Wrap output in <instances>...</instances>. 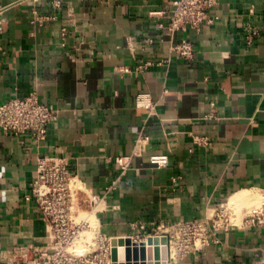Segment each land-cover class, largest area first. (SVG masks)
I'll return each instance as SVG.
<instances>
[{
    "label": "crops",
    "instance_id": "crops-1",
    "mask_svg": "<svg viewBox=\"0 0 264 264\" xmlns=\"http://www.w3.org/2000/svg\"><path fill=\"white\" fill-rule=\"evenodd\" d=\"M169 2L0 0V103L34 92L59 111L39 145L0 130V264L12 247L44 240L40 212L24 197L38 153L67 157L87 192L104 196L108 235L135 220L203 219L231 207L235 226L196 262L165 249L158 264H264V226L243 224L264 196V0H218L213 23L173 34L168 18L152 14ZM33 10L52 18L34 23ZM248 26L259 30L250 45ZM182 39L194 46L191 60L171 50ZM118 156H130L125 170Z\"/></svg>",
    "mask_w": 264,
    "mask_h": 264
},
{
    "label": "built area",
    "instance_id": "built-area-1",
    "mask_svg": "<svg viewBox=\"0 0 264 264\" xmlns=\"http://www.w3.org/2000/svg\"><path fill=\"white\" fill-rule=\"evenodd\" d=\"M217 3L218 0H171L165 8L155 10L152 14L168 18L165 29L170 34L187 28L199 33L205 24L213 23L215 16L211 11ZM55 6H59V2ZM51 18V15L33 10L34 23L41 24ZM258 33L255 26H248L246 43L252 44ZM171 50L185 60H191L195 54L193 44L186 39L173 43ZM122 70L128 71L127 68ZM58 114L56 108L41 102L34 92L23 97L13 96L0 103V130L15 137L28 136L39 145L45 137L48 124ZM145 140L146 136L136 140L135 155L141 154ZM196 141L206 143V138H197ZM152 160L160 165L164 163L163 156H154ZM115 161L125 170L129 166L130 156H118ZM35 163V178L30 192L24 197L26 201H32L40 212L45 224L44 240L12 247L2 256V260L8 264H113V239L129 240L131 264H154L155 248L159 254L157 261H160L163 247L169 259L192 257L196 262L205 246L218 242L221 232L235 226L236 215L233 210L228 205H222L212 208L203 219L157 220L151 223L135 220L129 223L128 233L108 235L102 231L99 220V214L106 207L104 196L87 192L71 171L67 157L38 153ZM81 213L84 216L79 218ZM88 214L95 216L96 225L91 227ZM243 224L248 227L264 226V196L257 206L245 214ZM87 231H91V241L77 248L75 242ZM164 238L165 242L162 241ZM150 239L152 242L148 243ZM147 245H151L153 251L150 262L146 257ZM142 248L145 250L143 259L140 257ZM134 249L137 254L135 260L132 256Z\"/></svg>",
    "mask_w": 264,
    "mask_h": 264
},
{
    "label": "bare ground",
    "instance_id": "bare-ground-1",
    "mask_svg": "<svg viewBox=\"0 0 264 264\" xmlns=\"http://www.w3.org/2000/svg\"><path fill=\"white\" fill-rule=\"evenodd\" d=\"M246 192V191H245ZM253 192V191H251ZM244 193V192H243ZM243 193L237 195L236 197L239 198L238 196H241ZM247 194V193H246ZM244 195H242L243 197ZM246 196V195H245ZM249 196V195H248ZM235 197V198H236ZM247 199V198H245ZM261 199V198H260ZM232 200V199H231ZM253 201V200H251ZM256 201V200H255ZM238 203L235 201L234 203V207H235V204ZM246 204V203H245ZM253 204V202H252ZM256 204V203H255ZM231 206H233L232 204H230ZM257 205V204H256ZM252 207V206H251ZM255 207V205H254ZM253 207V208H254ZM84 216V213H81L79 214V218L83 217ZM89 218H90V221H91V227L96 225L97 224V221H96V218L94 215H90L88 214ZM91 237H92V234H91V231H87V233L84 232V234L80 235L79 238L77 239V241L75 242V246L77 248H82L84 245H85V242L87 241H91ZM131 254V250H130V246L126 245V244H123V245H119L118 246V249H117V257H118V262L117 264H131L130 263V255ZM163 254H165V248L163 247L160 251V256H164ZM146 257H147V260H150L152 259L153 257V251H152V248H151V245H147L146 247ZM151 264V263H149ZM164 264V263H163Z\"/></svg>",
    "mask_w": 264,
    "mask_h": 264
},
{
    "label": "water",
    "instance_id": "water-1",
    "mask_svg": "<svg viewBox=\"0 0 264 264\" xmlns=\"http://www.w3.org/2000/svg\"><path fill=\"white\" fill-rule=\"evenodd\" d=\"M162 241L165 242V238L162 239ZM151 242H152L151 239L148 240V243H151ZM154 242H157V239H154ZM122 244H127L128 245L129 244V240H124V241L123 240H115V239L112 240L113 248H112L111 255H112L113 264H117V262H116V260H117V250H116V246L117 245H122ZM132 256H133V259L134 260L137 258V254H136L135 249L133 250V255ZM140 257L142 259L145 257V250H144V248L141 249ZM158 257H159L158 250H157V248H155L154 249V258H155L156 262H154V264H158V261H157ZM134 264H136V263H134Z\"/></svg>",
    "mask_w": 264,
    "mask_h": 264
}]
</instances>
